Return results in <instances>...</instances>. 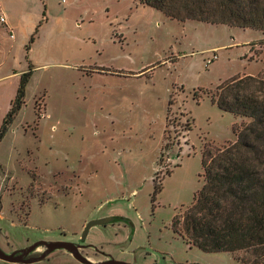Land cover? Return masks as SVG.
Instances as JSON below:
<instances>
[{
    "label": "rangeland",
    "instance_id": "1",
    "mask_svg": "<svg viewBox=\"0 0 264 264\" xmlns=\"http://www.w3.org/2000/svg\"><path fill=\"white\" fill-rule=\"evenodd\" d=\"M0 16V131L24 83L0 140L3 251L66 241L92 261L241 264L188 247L171 223L204 184L205 147L248 122L211 93L264 77V33L170 20L137 0H0ZM168 111L177 131L190 122L184 141ZM33 264L79 263L58 250Z\"/></svg>",
    "mask_w": 264,
    "mask_h": 264
},
{
    "label": "trees",
    "instance_id": "2",
    "mask_svg": "<svg viewBox=\"0 0 264 264\" xmlns=\"http://www.w3.org/2000/svg\"><path fill=\"white\" fill-rule=\"evenodd\" d=\"M137 1L170 20L264 33V0ZM211 98L221 111L248 122L234 126L233 143L205 147L201 159L204 184L186 211L173 218L171 229L188 247L203 253H242L238 259L241 264H264V77H235L219 85ZM23 105L22 82L3 121L0 140ZM177 125L168 111L167 128L174 130L177 141L181 142L190 122L180 131ZM169 146L170 141L164 150ZM170 173L165 170V175ZM162 176L161 172L155 178L157 192L161 190Z\"/></svg>",
    "mask_w": 264,
    "mask_h": 264
},
{
    "label": "water",
    "instance_id": "3",
    "mask_svg": "<svg viewBox=\"0 0 264 264\" xmlns=\"http://www.w3.org/2000/svg\"><path fill=\"white\" fill-rule=\"evenodd\" d=\"M109 221L110 219H102L89 222L84 228L81 239H85L91 228L105 225ZM81 248L72 242L66 241H38L26 248L18 249L10 253H6L0 248V261L9 264H33L44 260L55 251L62 250L72 256L79 264H130L114 260L109 256H106V260L92 261L80 253Z\"/></svg>",
    "mask_w": 264,
    "mask_h": 264
},
{
    "label": "flooded vegetation",
    "instance_id": "4",
    "mask_svg": "<svg viewBox=\"0 0 264 264\" xmlns=\"http://www.w3.org/2000/svg\"><path fill=\"white\" fill-rule=\"evenodd\" d=\"M1 221V220H0ZM100 226H104V225H100ZM96 227V226H95ZM0 234H1V229H0ZM33 244V243H32ZM32 244H27L25 247H21L20 249H23V248H26V247H28V246H30V245H32ZM0 248L2 249V247L0 246ZM3 250V249H2ZM80 251L82 252V251H84L82 248L80 249ZM80 252V253H81ZM84 252H86V251H84ZM82 254V253H81ZM87 254H88V256H90V257H96L97 256V254L98 253H95V254H90V253H88L87 252ZM84 257H86L85 256V254H82ZM99 255V254H98ZM34 256H37V255H34ZM29 257H31V256H29ZM86 258H88V257H86ZM89 259V258H88ZM1 262V261H0ZM4 263V262H3Z\"/></svg>",
    "mask_w": 264,
    "mask_h": 264
},
{
    "label": "crops",
    "instance_id": "5",
    "mask_svg": "<svg viewBox=\"0 0 264 264\" xmlns=\"http://www.w3.org/2000/svg\"><path fill=\"white\" fill-rule=\"evenodd\" d=\"M1 18H3L4 19V21L6 22V20H5V18L4 17H2V16H0V19ZM0 23H1V21H0ZM2 25H4L5 23H1ZM4 26H6V25H4ZM12 36V35H11Z\"/></svg>",
    "mask_w": 264,
    "mask_h": 264
},
{
    "label": "built area",
    "instance_id": "6",
    "mask_svg": "<svg viewBox=\"0 0 264 264\" xmlns=\"http://www.w3.org/2000/svg\"><path fill=\"white\" fill-rule=\"evenodd\" d=\"M0 21H1V23H5V21H4V19H3V18H1V19H0Z\"/></svg>",
    "mask_w": 264,
    "mask_h": 264
}]
</instances>
